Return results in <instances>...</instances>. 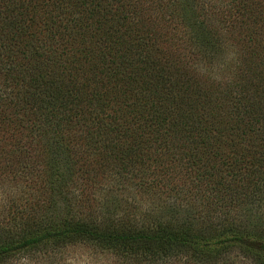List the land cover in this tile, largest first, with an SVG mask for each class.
Here are the masks:
<instances>
[{"label":"trees","instance_id":"16d2710c","mask_svg":"<svg viewBox=\"0 0 264 264\" xmlns=\"http://www.w3.org/2000/svg\"><path fill=\"white\" fill-rule=\"evenodd\" d=\"M0 162L35 192L0 264H264V0H0ZM113 183L184 199L137 219Z\"/></svg>","mask_w":264,"mask_h":264},{"label":"rangeland","instance_id":"374dc122","mask_svg":"<svg viewBox=\"0 0 264 264\" xmlns=\"http://www.w3.org/2000/svg\"><path fill=\"white\" fill-rule=\"evenodd\" d=\"M220 3V2H219ZM222 7L226 4L221 2ZM1 163V162H0ZM2 165H0V227L8 224V219L12 215H8L11 211L13 212L17 209V211H22L28 216L30 214H34L29 207V203L34 201L35 192L32 190H27L23 187L18 179L12 178L10 172L7 170H3ZM177 186H179V182H175ZM109 186V185H107ZM112 196L110 195L106 198V201H110L111 198L115 201V197L118 199L116 206L122 207L123 211L128 212L132 210L133 205L139 206L137 211H135V217L140 219L144 216L147 217H159L164 214L172 207V200L175 198V204H178L183 201L184 196H177L175 192H170L169 194H165L167 190H162L159 193V196L156 195L155 198L150 196H143L140 200V195H137L136 191L133 189H129V185H125L124 189H122V185L119 183L117 186L111 184ZM117 190H124L118 191ZM116 195V196H115ZM114 197V198H113ZM165 197H168L166 202H162L165 200ZM171 198V199H170ZM174 200V199H173ZM102 202L103 199H100ZM115 203V202H114ZM120 205H119V204ZM124 205L128 206H122ZM126 203V204H125ZM111 205V204H110ZM127 207V208H126ZM242 208L241 212H245L246 208ZM254 208V207H253ZM262 215L261 222L264 223V210L257 214V217ZM38 216V213H36ZM7 221V223H5ZM9 264H131L126 259L121 256L114 255L111 252H107L101 250L95 246H91L88 244H78L73 246H66L57 250H49L47 252H36L34 254L17 256L15 259L11 260ZM232 264H243L242 260H234ZM247 264V263H244Z\"/></svg>","mask_w":264,"mask_h":264}]
</instances>
